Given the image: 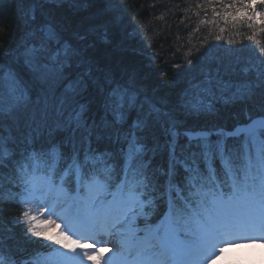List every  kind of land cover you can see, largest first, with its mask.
I'll return each instance as SVG.
<instances>
[{
  "label": "snow or ice",
  "instance_id": "6c2138e0",
  "mask_svg": "<svg viewBox=\"0 0 264 264\" xmlns=\"http://www.w3.org/2000/svg\"><path fill=\"white\" fill-rule=\"evenodd\" d=\"M104 3L106 11H112L116 0ZM206 4L212 7L213 0ZM220 7L223 12L213 7L211 23L218 24L216 18L222 17L233 28L246 25L251 31L247 40L264 53V0L227 4L221 0ZM31 14L36 20L35 8ZM120 19V15L115 17L117 22ZM72 27L70 20L60 30L48 22L28 33L29 37L41 34L39 43L26 46L23 52L36 85L34 98L15 72L0 74V173L13 171L20 187L18 203L24 209L10 222L22 223L26 234L50 242L46 247L51 250L41 264H215L230 244L264 242V59L244 69L256 75L243 83L224 81L218 72L213 76L209 71L196 99L183 106L185 117L214 115L216 109L209 99L219 93L225 103L240 100L259 109L260 115L249 116L247 123L231 130L188 127L168 112L161 121V110L155 105L128 124L129 115L138 107V94L120 84L106 94L100 87L105 117L100 124H89L92 101L85 100L84 94L90 83L99 82L92 78L90 67L74 79L68 71L73 64H91L86 59L88 45L79 43L87 40V32L73 31L76 44L63 39L62 31ZM225 31L221 27L216 40H224ZM51 43L57 45L54 51ZM211 52L208 49L199 60ZM157 125L163 130V142ZM57 132L70 135L57 140ZM93 137L118 147L100 151L93 148ZM230 137L238 145H229ZM179 169L184 172L182 179ZM0 199L6 196L0 193ZM158 205L163 206L162 213L155 223L149 222L152 213L145 208L151 206L155 212ZM30 206L61 220L63 227L51 219H38ZM53 226L60 231L50 232ZM109 243L113 248L105 255L102 245ZM0 264L16 262L0 253Z\"/></svg>",
  "mask_w": 264,
  "mask_h": 264
},
{
  "label": "trees",
  "instance_id": "16d2710c",
  "mask_svg": "<svg viewBox=\"0 0 264 264\" xmlns=\"http://www.w3.org/2000/svg\"><path fill=\"white\" fill-rule=\"evenodd\" d=\"M220 2L213 0L212 7H209L206 0H116L112 11H106L108 6L104 0H62L59 3L54 0H43V3L7 0L6 4H0V74L8 70L15 72L34 98L36 85L33 74L25 64L23 52L26 46L38 44L41 34L29 37L28 33L48 22L60 30V26L70 20L73 27L69 31H62V37L76 44L78 41L73 31L87 32V40L79 43L88 45L86 59L91 60V64L85 63L80 67L73 64L68 71L74 79L78 73L86 72L90 67L92 78L99 82L96 86L90 83L84 94L85 100L92 101L87 113L89 124L92 121L100 124L105 117L100 102V87L106 94L111 87L120 84L138 94V107L129 115L128 124L138 114L146 115L150 106L155 105L161 110V121L165 119L163 113L168 112L177 115L188 127H223L231 130L237 124L247 123L249 116L260 115L259 109L252 103L240 100L225 103L224 98L216 96L209 100L215 106L214 115L199 119L183 115V106L193 101L194 92L197 93L202 87L201 82L209 71L213 76L218 72L224 81L243 83L254 80L256 75L254 71L245 72L244 69L264 59L259 46L247 40L251 31L246 25L233 28L232 23L226 25L222 17L216 18L218 24L211 23L214 19L213 7L217 11H224ZM222 2L227 4L231 0ZM200 4L205 7L198 8ZM33 8L36 9V20L31 18ZM117 15L122 16L118 22L115 20ZM202 20L209 23L203 24ZM221 27L226 29L223 33L225 39L218 41L215 37ZM90 28L93 31L88 32ZM228 39H233L235 43L229 45ZM56 47L55 43L50 44L53 51ZM208 49H212L210 56L199 60ZM188 59L193 61L192 65L187 63ZM66 83L57 88V94L63 91ZM4 92L6 96L7 90ZM225 94L226 98L228 93ZM107 118L112 119L111 115ZM157 134L163 142V130L159 125ZM13 135H17L15 129ZM69 135V132H57L56 139L63 140ZM212 139L217 137L213 136ZM228 143L238 145L239 142L230 137ZM92 146L100 151L106 148L111 151L118 147L108 140L97 142L94 137ZM164 162L166 165V153ZM179 173L182 179L183 169H179ZM0 180L3 181L0 193L6 196V199H0V253L16 264H23L24 261L41 264L43 255L51 250L46 247L50 242L26 234V225L10 222L19 218L24 210L18 203L20 187L11 169H4L0 173ZM145 211L152 213L149 222L155 223L163 206L158 205L155 212L148 206ZM142 220L138 222L142 224Z\"/></svg>",
  "mask_w": 264,
  "mask_h": 264
},
{
  "label": "rangeland",
  "instance_id": "374dc122",
  "mask_svg": "<svg viewBox=\"0 0 264 264\" xmlns=\"http://www.w3.org/2000/svg\"><path fill=\"white\" fill-rule=\"evenodd\" d=\"M200 89H198V92H200ZM197 93L194 92L193 98L196 99ZM226 96V94H224ZM217 96H220L219 93H217ZM193 99V100H194ZM211 99V98H210ZM209 99V100H210ZM33 207L32 215H36L38 219H43L45 221H48L51 219L54 224L60 225V227H63V222L56 217H49L47 213L43 211L42 208ZM50 232L55 234L56 232L60 231V228H55L54 226L49 229ZM88 243H91V241H88ZM242 244L243 247H236L237 245ZM105 249V255H109L107 249L113 248L112 244L102 245ZM58 247V246H54ZM114 250V249H113ZM244 262L246 264H264V242H248V241H237L233 244L228 245L225 248V251L223 254L219 255L215 259V264H234L235 262ZM88 264H91V262H88Z\"/></svg>",
  "mask_w": 264,
  "mask_h": 264
},
{
  "label": "bare ground",
  "instance_id": "6f19581e",
  "mask_svg": "<svg viewBox=\"0 0 264 264\" xmlns=\"http://www.w3.org/2000/svg\"><path fill=\"white\" fill-rule=\"evenodd\" d=\"M236 247H243L242 244L237 245Z\"/></svg>",
  "mask_w": 264,
  "mask_h": 264
}]
</instances>
